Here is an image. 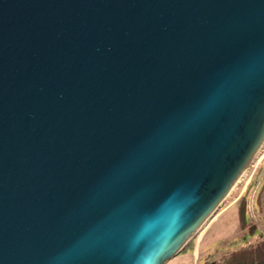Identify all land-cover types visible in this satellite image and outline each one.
Returning <instances> with one entry per match:
<instances>
[{"label": "water", "instance_id": "obj_1", "mask_svg": "<svg viewBox=\"0 0 264 264\" xmlns=\"http://www.w3.org/2000/svg\"><path fill=\"white\" fill-rule=\"evenodd\" d=\"M264 144V0H0V264H167Z\"/></svg>", "mask_w": 264, "mask_h": 264}, {"label": "rangeland", "instance_id": "obj_2", "mask_svg": "<svg viewBox=\"0 0 264 264\" xmlns=\"http://www.w3.org/2000/svg\"><path fill=\"white\" fill-rule=\"evenodd\" d=\"M244 173L211 220L167 264H207L215 260L223 264L224 254L244 244L239 230L242 197L247 198L250 218L257 219L259 226L264 228L257 215L255 202L256 195L264 185V145ZM261 198L264 201V188Z\"/></svg>", "mask_w": 264, "mask_h": 264}, {"label": "trees", "instance_id": "obj_3", "mask_svg": "<svg viewBox=\"0 0 264 264\" xmlns=\"http://www.w3.org/2000/svg\"><path fill=\"white\" fill-rule=\"evenodd\" d=\"M260 192L256 195V211L264 225V201ZM247 198L242 197L239 206V230L244 244L239 248L229 251L223 256V264H264V228H261L257 219H251L247 210ZM219 262V261H218ZM211 261L207 264H218Z\"/></svg>", "mask_w": 264, "mask_h": 264}, {"label": "bare ground", "instance_id": "obj_4", "mask_svg": "<svg viewBox=\"0 0 264 264\" xmlns=\"http://www.w3.org/2000/svg\"><path fill=\"white\" fill-rule=\"evenodd\" d=\"M263 145H264V144H263ZM260 150H261V149H260ZM260 150L258 151V153L260 152ZM258 153H257V154H258ZM244 174H245V173H243V175H244ZM233 188H234V187H233Z\"/></svg>", "mask_w": 264, "mask_h": 264}]
</instances>
